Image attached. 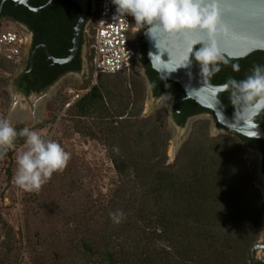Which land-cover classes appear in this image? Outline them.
Wrapping results in <instances>:
<instances>
[{"label": "trees", "instance_id": "1", "mask_svg": "<svg viewBox=\"0 0 264 264\" xmlns=\"http://www.w3.org/2000/svg\"><path fill=\"white\" fill-rule=\"evenodd\" d=\"M29 2L41 8V20L46 23V26H30L34 34L44 36L52 56L66 57L71 46V19L75 23L78 15L77 5L70 0ZM88 2L86 23L92 15L91 0ZM0 15L31 18L33 13L12 0H5ZM82 44H85L83 32ZM224 58L228 63L221 62L219 72L206 76L213 84L242 80L251 73L254 65H264L263 51H254L245 58ZM76 60L75 65L52 64L46 59L45 52H41V67L53 70L45 83L67 71L79 72V53ZM195 63L200 67L198 62ZM143 65L153 96L156 98L163 92L171 95L172 115L178 125L198 112L208 113L217 123L209 109L191 99L183 100L180 107L179 101L184 98L180 86L159 78L147 60ZM233 65H238L239 71H234ZM33 73L34 69L30 74ZM30 74H22L26 84L21 85L19 78L15 81L18 90L25 95L31 89L37 91L40 88L31 85ZM106 76L99 74L96 83L73 103L69 112L80 119L98 116L99 131L106 136L117 175L116 189L103 209V217L107 220L102 221L98 229L95 226L87 228L78 221L73 223L70 228L74 235L66 247L73 254L52 250L49 261L45 259L38 264H252L248 252L257 242L264 223V200L252 187L247 167L239 155L245 137L217 123L224 133L207 138L204 131L208 122L196 121L175 164L166 167L164 147L167 136L163 115L133 120L139 111L126 113L129 99L126 101L118 91L119 85L102 79ZM231 92L230 87L221 97L229 114L234 115ZM108 103L114 104L113 111L108 108ZM178 110L181 111L179 119L175 115ZM261 127L264 129V112ZM120 212L123 217L116 223L110 214ZM43 243L41 241L40 245Z\"/></svg>", "mask_w": 264, "mask_h": 264}, {"label": "rangeland", "instance_id": "2", "mask_svg": "<svg viewBox=\"0 0 264 264\" xmlns=\"http://www.w3.org/2000/svg\"><path fill=\"white\" fill-rule=\"evenodd\" d=\"M92 2V0H91ZM93 7L94 4H93ZM89 22L88 25H90ZM9 28L16 29L8 22L0 25V31ZM22 62L19 65L8 66L11 76L0 80V106L4 117L8 119V94L3 90L13 77L20 74ZM12 66L15 69L12 70ZM102 79L110 84L119 85L120 93L129 99L126 113L139 111L133 120H144L145 116V88L146 80L135 70L129 76H106ZM91 75L87 61V45L85 50L82 81L79 85L74 82L65 83L57 87L53 102L49 105L48 119L39 120L33 130L43 134L46 139L55 140L70 153L71 159L63 172L54 173L51 179L37 192H27L14 183L17 169L16 155L25 150L24 139L16 140V148L0 158V264H38L49 261L52 250L72 255L73 251L66 249L67 242L74 235L71 226L81 222L87 228L98 229L103 217V209L111 198L117 185V175L111 163V154L108 151L106 136L99 131L98 116L77 118L69 112L74 102L68 90L79 92L90 88L96 83ZM141 89V91H140ZM141 92V93H140ZM119 99L116 98V101ZM48 100H46L47 104ZM70 103L69 106H65ZM114 106V104H113ZM108 103V108L113 111ZM47 107L45 110L48 109ZM170 110V100L160 104V109H151L148 118L156 114L164 117V131L166 143L164 157L166 167H172L179 155L182 146L175 148L171 159L173 131H167L165 111ZM113 119V118H112ZM205 129L207 138L211 131L210 120ZM186 140H180L182 145L190 137L195 122H191ZM26 127L22 123L15 128L19 131ZM239 155L249 173L247 157ZM263 200L264 190L252 185ZM93 229V228H92ZM264 234V223L261 226L258 240L260 243ZM41 241L44 242L41 246ZM264 264V259L257 254Z\"/></svg>", "mask_w": 264, "mask_h": 264}, {"label": "water", "instance_id": "3", "mask_svg": "<svg viewBox=\"0 0 264 264\" xmlns=\"http://www.w3.org/2000/svg\"><path fill=\"white\" fill-rule=\"evenodd\" d=\"M4 1L0 0V12ZM12 1L17 5L28 8L32 12L39 13L40 11L39 7H34L30 4V0ZM52 1L47 0V3H51ZM70 1L77 5L78 15L72 27L71 46L68 55L66 57H54L45 45L42 46L46 57L52 64H69L76 58L80 50V40L83 32L85 44L81 47V57L84 67L89 23V20L86 23V19L89 11V2L88 0ZM224 3L231 4L232 9L223 17L224 23L228 24L231 28L230 33L226 36L219 35L216 38L222 54L229 59H239L248 57L254 51L264 52V0H221L222 8L224 7ZM91 17H95V13H92ZM143 36L146 42V58L151 69L158 74L159 78L173 81L182 89L184 98L179 101L180 107L183 100L191 99L200 107L209 109L213 113L217 123L225 129L236 132L243 137L264 139V129L261 127L263 112L256 116L254 120V111L247 113L243 118L239 116L235 117V114H229L227 106L221 97L222 93L230 88L229 83L213 84L208 77L201 75L200 67L195 63L194 56L189 57L194 44L197 46L198 41H207L208 37L206 33L196 30L170 36L157 27L151 35L148 33L146 27ZM189 60L190 64L188 65ZM30 61H32V58ZM26 62L27 57L23 54L20 73L23 71ZM135 70L142 76L141 70L137 66H135ZM82 76L83 68L77 74L63 76L53 83L47 91L39 93L31 92L26 95L12 86V81L15 79L13 77L3 90V92L7 91L8 94V120L11 121L14 127L25 123L26 127L34 129L40 117L48 119L45 113L46 100L53 102L57 87L69 82L79 85L82 81ZM167 100H170L171 109L172 99L168 96L156 98L149 96L148 84L146 82L144 120L147 119L151 109H160V104ZM164 111L167 131H173L171 159L174 149L183 146L180 140H186L187 135H185V132L191 122L210 120L211 131L208 137L223 134L222 131L217 130L213 126L210 117L191 118L186 127H181L172 123L171 110ZM241 157H247L252 185L264 190V178L255 172L251 163V155L244 148H242ZM263 240L264 234L260 243L256 242L250 248L248 252L249 263L263 264L257 256L259 254L264 259Z\"/></svg>", "mask_w": 264, "mask_h": 264}, {"label": "clouds", "instance_id": "4", "mask_svg": "<svg viewBox=\"0 0 264 264\" xmlns=\"http://www.w3.org/2000/svg\"><path fill=\"white\" fill-rule=\"evenodd\" d=\"M115 6L114 18L131 16L137 31L147 27L152 35L159 27L167 35H178L187 31L199 30L207 34V41H198L193 45L190 56L200 65L201 75L212 76L219 72L220 63L227 64L217 43V36L228 35L231 28L224 23L223 17L232 6L221 0H111ZM190 64V60L188 65ZM187 65V66H188ZM239 71L238 65H233ZM232 89L231 103L235 108V117L243 118L254 111L258 116L264 112V65H254L251 73L242 80L229 81ZM24 139L25 150L16 155L17 169L14 183L24 191H39L54 173L63 172L71 155L60 143L46 139L37 130L24 127L19 131L11 121L0 117V158L16 148V140ZM114 222L119 223L123 213H112Z\"/></svg>", "mask_w": 264, "mask_h": 264}, {"label": "built area", "instance_id": "5", "mask_svg": "<svg viewBox=\"0 0 264 264\" xmlns=\"http://www.w3.org/2000/svg\"><path fill=\"white\" fill-rule=\"evenodd\" d=\"M95 17H90L87 32V61L95 80L99 74L129 76L134 68L132 39L137 31L131 16L114 18L115 6L111 0H92ZM89 24V23H88ZM26 39L22 31L9 28L0 31V80L11 76L8 66L19 65L23 60ZM89 88L75 92L68 90L75 102ZM70 103H66V107ZM0 106V117H4Z\"/></svg>", "mask_w": 264, "mask_h": 264}, {"label": "flooded vegetation", "instance_id": "6", "mask_svg": "<svg viewBox=\"0 0 264 264\" xmlns=\"http://www.w3.org/2000/svg\"><path fill=\"white\" fill-rule=\"evenodd\" d=\"M93 11H94V7H93L92 3H90V12L93 13ZM32 13H33V16H31V18L27 17L26 15H24V16L19 15L20 18H12L10 16H1L0 15V25L3 22H8L11 25H13L16 29L22 31L26 37V45H25L24 54L27 57V62L25 64L23 71L12 81V86L16 90H18L16 82H15L16 79L17 78L22 79L21 81L19 80L20 81L19 83L21 85L24 84L23 82H25V78L22 74L26 73V72L30 74L32 69H34V73L30 74V76H29L31 79H33L31 85L35 86V87H40V88L37 91H34L33 89H31L27 94H29L31 92L39 93L42 91H47V89L53 83L58 81L63 76L69 75V74L73 75V74L78 73L75 71H67V72L59 75L58 77H56L52 82L47 83V84L45 83L46 80L50 79L49 77L52 76L53 70H52V68H47L46 70H44L41 67V63L39 62V58H41V52L44 53V48L42 45L46 46V44L44 42V36H41L40 34H34L31 27H34L36 25L46 26V23H45V21L43 22L41 20L42 19L41 18L42 17L41 16V8H40L39 13H36V12H32ZM35 15H37V16H35ZM73 25H74V21H73V19H71V34H72ZM145 28H141L139 31H136L135 35L131 41L132 46L134 48V66H137L141 70V74L148 84L149 96L155 98L153 96L152 87H151L150 81L147 77L146 70H145L144 65H143V61L147 60V58H146V42H145L144 36H143V32H144ZM45 34H46V32H44V35ZM82 45H80V50L78 52L80 55V59H81L80 71L83 68V60L81 57ZM31 58H32V61H30ZM46 59L49 60L47 57H46ZM76 63H77V60L75 58L69 64L75 65ZM28 64H29V68H26ZM25 84H26V82H25ZM160 96H168L169 98L172 99L171 95L168 92H163L158 97H160ZM172 104H173V102H172ZM170 110H171V116H172V123L176 126H181V127H186L188 121L191 118H194V117H200V118L201 117H210V115L206 112H198L196 114L187 116L184 119L183 124L178 125L176 120L173 118V115H172V105H171ZM180 113H181L180 110H178L177 113H175V115H177L178 119L180 118V116H179ZM212 124L217 130L222 131V133H224V130L222 128H219L217 123L214 120H212ZM189 129H190V126H189ZM189 129H186L185 135L188 134ZM245 139L246 140L241 142V148H244L248 151V153L251 155V163H252V166H253L255 172L264 178V139L247 138V137H245ZM249 143H252V145H249ZM263 188H264V183H263ZM263 200H264V198H263ZM263 242H264V240H263Z\"/></svg>", "mask_w": 264, "mask_h": 264}, {"label": "bare ground", "instance_id": "7", "mask_svg": "<svg viewBox=\"0 0 264 264\" xmlns=\"http://www.w3.org/2000/svg\"><path fill=\"white\" fill-rule=\"evenodd\" d=\"M50 103H51L50 101L47 102V104H46V107H47V108L49 107ZM45 113H46V115H47V117H48L49 114H50V112H49V108H48L47 110H45ZM42 119H44V118H43V117H40L39 120H42Z\"/></svg>", "mask_w": 264, "mask_h": 264}]
</instances>
